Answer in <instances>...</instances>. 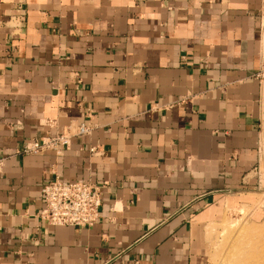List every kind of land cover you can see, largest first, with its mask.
<instances>
[{"label": "crops", "instance_id": "0c3cea01", "mask_svg": "<svg viewBox=\"0 0 264 264\" xmlns=\"http://www.w3.org/2000/svg\"><path fill=\"white\" fill-rule=\"evenodd\" d=\"M263 60L264 0H0V264H205L218 197L263 222ZM54 178L105 186L93 227L40 220Z\"/></svg>", "mask_w": 264, "mask_h": 264}, {"label": "built area", "instance_id": "2783aa9c", "mask_svg": "<svg viewBox=\"0 0 264 264\" xmlns=\"http://www.w3.org/2000/svg\"><path fill=\"white\" fill-rule=\"evenodd\" d=\"M255 78L264 79V60ZM90 130L84 125L77 127L76 135H87ZM71 133L42 137L22 145L24 155H37L43 152L60 154L70 144ZM90 154H98L97 148H91ZM104 185L90 182H66L54 178L41 189L43 208L38 214L40 220L50 227H72L90 229L100 218L102 191Z\"/></svg>", "mask_w": 264, "mask_h": 264}, {"label": "rangeland", "instance_id": "374dc122", "mask_svg": "<svg viewBox=\"0 0 264 264\" xmlns=\"http://www.w3.org/2000/svg\"><path fill=\"white\" fill-rule=\"evenodd\" d=\"M230 200L224 196L218 197L217 205L211 207V216L204 224L205 264H236L239 259L245 258L244 252L248 254L251 245L259 250L264 249L261 246L264 240L250 232L255 227L261 229L258 231L260 234L264 221H252L247 210L231 207Z\"/></svg>", "mask_w": 264, "mask_h": 264}, {"label": "bare ground", "instance_id": "6f19581e", "mask_svg": "<svg viewBox=\"0 0 264 264\" xmlns=\"http://www.w3.org/2000/svg\"><path fill=\"white\" fill-rule=\"evenodd\" d=\"M258 231H261V229L254 227L250 230L252 234H257V236H259L261 240H264V227H262V232L260 234L258 233ZM257 243L258 242H256V245ZM261 246L264 247V241L262 242ZM248 249V254H245L246 251L244 252L245 258L239 259L236 264H264V253H262L264 252V249L259 250L255 245H251V247H249Z\"/></svg>", "mask_w": 264, "mask_h": 264}]
</instances>
